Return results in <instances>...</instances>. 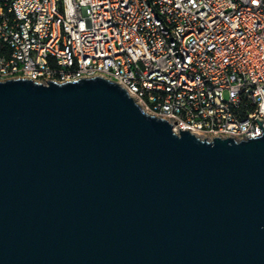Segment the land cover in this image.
I'll return each instance as SVG.
<instances>
[{
	"label": "water",
	"instance_id": "1",
	"mask_svg": "<svg viewBox=\"0 0 264 264\" xmlns=\"http://www.w3.org/2000/svg\"><path fill=\"white\" fill-rule=\"evenodd\" d=\"M0 264H264V135L176 133L102 76L0 81Z\"/></svg>",
	"mask_w": 264,
	"mask_h": 264
},
{
	"label": "built area",
	"instance_id": "2",
	"mask_svg": "<svg viewBox=\"0 0 264 264\" xmlns=\"http://www.w3.org/2000/svg\"><path fill=\"white\" fill-rule=\"evenodd\" d=\"M82 76L176 133L259 138L264 0H0V81Z\"/></svg>",
	"mask_w": 264,
	"mask_h": 264
}]
</instances>
